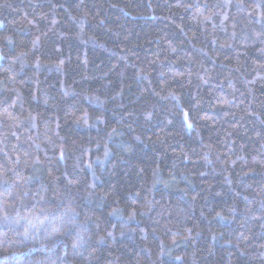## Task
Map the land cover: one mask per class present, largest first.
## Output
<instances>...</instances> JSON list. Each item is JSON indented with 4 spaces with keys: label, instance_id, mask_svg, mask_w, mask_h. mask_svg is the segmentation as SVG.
Returning a JSON list of instances; mask_svg holds the SVG:
<instances>
[{
    "label": "trees",
    "instance_id": "16d2710c",
    "mask_svg": "<svg viewBox=\"0 0 264 264\" xmlns=\"http://www.w3.org/2000/svg\"><path fill=\"white\" fill-rule=\"evenodd\" d=\"M0 264H264V0H0Z\"/></svg>",
    "mask_w": 264,
    "mask_h": 264
}]
</instances>
